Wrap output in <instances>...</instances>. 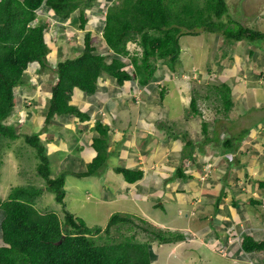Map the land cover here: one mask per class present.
Masks as SVG:
<instances>
[{"label": "crops", "instance_id": "obj_1", "mask_svg": "<svg viewBox=\"0 0 264 264\" xmlns=\"http://www.w3.org/2000/svg\"><path fill=\"white\" fill-rule=\"evenodd\" d=\"M113 1L116 0L101 2L110 4ZM89 11V22L85 30L80 26L78 12L65 20L57 19L54 15L42 18L48 25L45 34L49 41L51 65L82 52L84 31H92L94 42H101L103 34L98 29L100 26L92 24L97 15L102 18L101 9L93 6ZM194 36L198 37L199 34ZM214 39H217V43L213 50L218 48L219 53L213 54L212 66L203 69L197 65L195 68L202 74L197 84L202 86L203 93L199 101L206 105L203 119L218 118V127L215 129L219 135L212 137L209 134L207 138L210 139L202 138L200 143L187 142L189 138H183L188 133L187 127L177 129L176 137L169 135V131H161L164 138L156 136L160 132L156 128L160 117L167 119L171 111L178 107V103L185 106L181 122H202L201 116H196L190 107L194 91L199 90L195 82L185 77L189 70L181 66L179 70H170L165 64L160 65L162 68L157 70L155 80L141 87L136 80L119 82L108 72L102 73L94 94H86L77 88L74 91L71 104L86 113V117L60 115L47 126L40 106L45 105L41 101L44 99L43 102H46L44 94H50L57 74L54 70H28V83L14 88L16 107L8 120L18 131L27 126L29 118L28 126L33 128L32 123L37 126L29 132L27 129L19 132L24 135L42 133V137L45 136L44 144L49 160L50 156H57L55 162L58 161L62 172H67L65 187L68 185L67 176L72 174L83 178L87 187L97 192L99 198H103L105 192L112 189L115 198L102 203L114 206L117 210L108 213L107 217L123 212L145 217L166 229L174 228L180 232L191 230L194 236L189 235L190 239L185 236L180 241L172 242L177 246L176 252H183L190 263H184V259L181 261L183 263L173 264H258L263 261L261 253L244 254L239 249L235 254L232 252H235L234 248H240L237 243L242 234L250 233L256 239H264V209L251 201L261 203V199H264V188L259 184L264 181V44L235 41L227 47L229 52L223 55L221 45L227 39L222 36ZM54 44L58 47H53ZM201 46H204V40ZM201 53L204 52L199 50V57L190 53L186 63L182 58L181 61L186 67L196 60L202 59L203 63L204 58L209 60V51L207 54ZM219 55L218 63L223 67L218 73L221 78L216 81V77L211 76L215 75L214 58ZM162 91L164 95L160 94ZM174 91L178 100L172 105ZM189 91L191 98L187 105ZM219 92H227L233 102L229 111H224L222 105L220 107L223 108L217 110ZM22 116L25 122L18 124L17 120H21L19 117ZM231 121L235 123L229 126ZM99 122L109 128L105 168L114 173L102 176L109 179L105 184L87 181L97 173L83 177L76 175L85 171L97 154L93 142L100 136L96 129ZM198 133L202 137L206 132L201 129ZM222 133L231 134L236 142L230 147L222 145ZM192 145L196 146L195 150H192ZM215 148H220V153L214 152ZM227 153L234 154L233 160L223 158ZM213 154L221 156L215 157L210 175L202 179L204 166ZM187 158H190L191 163L185 165L184 160ZM70 164L77 169L70 170ZM117 167L140 170L143 174L137 182L128 183L116 171ZM125 204L131 207H125ZM228 227H231V233ZM151 245L153 253L165 244L153 241ZM221 248L222 251L227 248V254L223 255ZM209 251L211 255H206ZM166 254V264H169L170 253ZM158 259L155 253L153 258L151 256L153 264Z\"/></svg>", "mask_w": 264, "mask_h": 264}, {"label": "trees", "instance_id": "obj_2", "mask_svg": "<svg viewBox=\"0 0 264 264\" xmlns=\"http://www.w3.org/2000/svg\"><path fill=\"white\" fill-rule=\"evenodd\" d=\"M93 1L0 0V141L9 145L11 141L24 137L36 150V171L45 182V187H11L6 199L0 197V264H152L149 242L129 235L128 230L132 226L126 227V224H136L135 218L115 213L104 228L87 225L84 219L66 208L64 184L67 172L53 177L49 156L39 135H23L13 123H8L16 107L14 88L28 83L27 71L31 66L36 65L42 70L51 68L57 74L47 96L48 108L44 111L47 126L60 115L86 117V113L71 104L74 91L77 88L86 94H94L104 71L119 82L136 80L139 85L146 86L156 79L160 62L170 70H179L180 38L183 35H197L203 30L219 32L233 42L264 40V32L245 25L227 29V24L233 21L228 0H116L102 6L105 12L102 14L103 38L114 53L124 57L130 54L127 43L138 41L142 54L131 55L134 67L128 70L126 63L115 57L108 63L97 52L90 32L85 33L82 53L51 65L45 34L48 25L44 20L33 24L37 10L46 5L60 20L68 19L78 11V20L84 29L89 20L86 10ZM39 68L38 72L41 71ZM160 94L164 95L163 91ZM198 95L194 91L190 107L196 116H203L206 110L200 106L198 101L202 97ZM218 96L217 110L222 105L224 111H229L233 102L227 92H219ZM202 128L208 132L206 123ZM96 129L100 134L93 142L97 154L88 169L76 175L94 174L108 159L109 128L99 122ZM169 135L176 137L175 132L169 131ZM227 146H231V141ZM116 170L123 173L130 183L143 174L140 170L123 167ZM259 184L264 188V181ZM45 190L52 192L56 201L63 205V217L54 210L38 208L37 199ZM142 229L158 243L184 238L180 231L151 226ZM241 247L246 252H262L264 256V240L255 239L252 235L243 236Z\"/></svg>", "mask_w": 264, "mask_h": 264}, {"label": "rangeland", "instance_id": "obj_3", "mask_svg": "<svg viewBox=\"0 0 264 264\" xmlns=\"http://www.w3.org/2000/svg\"><path fill=\"white\" fill-rule=\"evenodd\" d=\"M103 0H94L93 1V6L99 7L101 9L102 7V2ZM228 7H229V15L230 17L233 18L232 24H227V29L233 28L237 29L240 25H245L247 27H251L255 30H259L264 32V0H228ZM44 12V11H43ZM100 15V14H99ZM44 17H48V13L44 15ZM228 18V16H226ZM101 18L97 15L95 20L92 21V24H97ZM247 23V24H246ZM216 36H222L226 38L223 34L219 32H214V31H200L199 36L195 37L194 35H184L180 40L181 44V57L178 62V67H183L185 70H189L186 73V78L190 80V82H195L196 87L199 90V95L198 97H201V88L202 86L200 84H197L198 78H195V74L197 76H200L202 78V74L199 73L197 70L198 68H195L197 65H200L203 69L207 68L209 65L212 66V56L213 54L219 53V49L217 48L216 51L213 50V46L215 47L217 43V39L215 41L214 37ZM225 42L223 43V46L221 45L222 53L223 55H226L229 50L227 47L230 45V43H233V40L226 38ZM204 40V46H201V42ZM98 41V40H97ZM220 40H218L219 43ZM49 42V41H48ZM83 43V40H81ZM264 44V40L256 41V44ZM65 43V42H64ZM219 45V44H218ZM209 46V48H208ZM53 47H58L57 45L54 44ZM204 47L202 50L201 48ZM207 51H206V48ZM218 47V46H217ZM203 51L204 53L201 54H207V52H210L209 60L207 58L205 59V62H202L201 60H196L195 63H191L184 66L183 62L186 63L188 61V56L190 53L194 55L195 57H199L198 51ZM139 52H141V49H139ZM220 52V55L222 56ZM220 55L218 57H215L214 59L216 60V63H214L215 68L214 72L216 74V81L217 79H220L221 77L218 75L220 73V68L223 66L218 63L220 60ZM229 55H231L229 53ZM181 58L183 62L181 61ZM200 63V64H199ZM161 63L158 64L159 69L161 70L162 67ZM39 67L36 65L31 66L29 70H37ZM39 70H42V68H39ZM43 70H52L51 68H46ZM193 70V71H191ZM29 76V75H28ZM28 78V77H27ZM205 79V78H204ZM172 96V105H175L178 96L176 95ZM214 93V92H213ZM188 101L187 105L189 104L190 98H191V91L188 92ZM44 97L46 99V102L41 101L44 103V106H40V109L45 111L47 110L46 105L48 102L47 95L44 94ZM170 98V97H167ZM202 109H205L206 105L205 102L199 101ZM223 107H220L222 109ZM185 111V106H180V103H178V107L176 109H173L171 111V115L167 117V119H164L162 116L160 117L159 121L157 122L156 128L160 131L159 133L156 134V136L163 137V134L161 131H171V133L175 132L177 134V129L181 128H186L188 133H185L183 137L185 136L186 138H189L192 140L193 143H200L202 138L210 139L207 138L209 137V134L212 137H215L219 133L217 132L218 130L215 129V127H218L217 125V119L216 117L214 118H209V119H203L201 123L197 121V123L192 122V121H186V122H181L183 118V113ZM28 115V114H27ZM29 116V115H28ZM27 116V118H28ZM21 121H24L25 118L24 116L20 117ZM32 120V118H31ZM177 122V123H176ZM28 123H30V118L27 122V126L25 128H20L19 131H22L24 129H27L29 132L30 130H34L37 128V126L32 123L33 128H30L28 126ZM203 123H206V127H208V132L203 133V136L201 137L198 132L203 128H200L198 126H202ZM235 122H230L228 125L231 126ZM186 125V126H185ZM182 126V127H181ZM152 129L155 130V127H152ZM180 134V132H178ZM25 133H23L24 135ZM22 135V136H23ZM7 141V140H6ZM153 147V146H152ZM151 150V149H149ZM57 156H50V163L52 167V175L53 177H58L62 173L61 167L58 165ZM0 160H1V166H0V172H1V183H0V197L2 199H6L7 196L10 193L11 187L15 186H25V185H34L37 187H42L44 185V179L40 177L37 174L36 167L38 164L37 161V156H36V150H34L33 147H31L29 144L26 143L24 137H21L15 141H11L9 145L2 143L0 141ZM70 170H76L75 166L73 164H70ZM80 169V168H79ZM84 170V169H83ZM82 170V171H83ZM81 171V170H80ZM86 171V170H85ZM83 171V172H85ZM97 175L93 176V178H90L89 181H99L101 184H105L106 181H109L106 177H102L103 175L110 176L113 175V172L108 171L107 168L103 167L100 168L97 172ZM95 173V174H96ZM67 181L68 185L65 187L66 189V208L72 212L75 216H78L82 219L85 220L87 225L89 226H95V225H102L108 222V219L110 215L107 217L108 213H112L113 211H116V207L110 206L109 204H103L102 202L104 200H110L114 199V192L112 189H108L103 198H99L97 195V192L93 191V189H89L87 186L88 184L85 182L83 178H78L75 177L74 175L70 174L67 176ZM97 189V188H96ZM130 194V193H129ZM139 200V199H138ZM37 206L41 210L45 211H56L59 213L61 217L64 216V210H63V205L58 203L55 199V195L52 192L49 191H44V193L38 198L37 200ZM125 207L130 208V204H125ZM107 217V220L105 218ZM176 227V226H174ZM174 230V228H173ZM228 232L231 233V227L227 228ZM229 235V234H227ZM147 237V236H146ZM141 239H144L143 236ZM184 243V242H183ZM192 243V242H191ZM165 245L160 248L158 251H154L152 253V258L154 256V253L157 255L158 261L156 264H166L168 255L166 254L167 252L170 253V259H169V264L173 263H190V259L187 258L184 253L177 251V246L175 243L172 242H167L164 243ZM188 244V243H187ZM156 249V246H153ZM199 249V248H198ZM235 252L234 254L239 250L240 248H234ZM174 250L173 252H171ZM198 251V250H197ZM206 249L203 250V253L205 254ZM193 253V252H192ZM206 255H211L210 251ZM225 255V252L223 253ZM209 257V256H208ZM210 258V257H209ZM258 264H264V260L259 262Z\"/></svg>", "mask_w": 264, "mask_h": 264}, {"label": "clouds", "instance_id": "obj_4", "mask_svg": "<svg viewBox=\"0 0 264 264\" xmlns=\"http://www.w3.org/2000/svg\"><path fill=\"white\" fill-rule=\"evenodd\" d=\"M104 3L105 2H102V6H104ZM91 7H93V5L91 6ZM90 7V8H91ZM90 8H88L86 11H87V17H88V14H89V9ZM48 7L46 6V5H42V7L41 8H39L38 10H37V18H36V20L35 21H33V24H35L36 22H38L39 20H43L42 18H45L44 17V15L46 14V13H48V17H46V18H50V17H52L53 15L50 13V11H48ZM50 10V9H49ZM103 10H104V8H102L101 7V11H100V14H104L103 13ZM44 11V12H43ZM76 12H78V11H76ZM55 17V16H54ZM225 19H224V21L226 22V17H224ZM89 19V18H88ZM88 22H89V20H88ZM88 24V23H87ZM86 24V25H87ZM97 25H99L100 27L98 28L99 29V31H102V28L104 27V20L101 18V20L97 23ZM102 27V28H101ZM86 29V26L84 27V29H82V30H85ZM202 32H203V30H201ZM87 32H90V33H92V31H84V35H83V49H84V36H85V33H87ZM205 32V31H204ZM92 35H93V33H92ZM184 36V35H183ZM182 36V37H183ZM181 37V38H182ZM181 38H180V40H181ZM104 40V38H103V36H102V40H101V42L100 43H95L94 42V39H93V45H95L96 46V49H97V52L99 53V54H101V55H103L105 58H106V61L108 62V63H110L111 61H112V59L115 57V58H119L120 60H122L124 63H126V66H127V69L129 70V69H131L132 67H134L133 66V63H132V61H131V55H134V54H137V55H141L142 54V48H141V46L138 44V41H136V40H131V41H129L128 43H127V49L129 50V52H130V54H129V56H126V57H124V56H120V55H117L116 53H114V51L111 49V48H109L106 44H105V41H103ZM248 42V41H247ZM139 49H141V52H139ZM83 51V50H82ZM82 53V52H81ZM180 57H181V55H180ZM73 58V57H72ZM161 64H164V63H162V62H160ZM104 72H107V71H104ZM103 72V73H104ZM110 74V73H109ZM186 74L187 73H185V76H186ZM195 76V78H199L200 76H197L196 74L194 75ZM114 77V76H113ZM212 78H215L216 77V74L215 75H213V76H211ZM117 79V78H116ZM214 80V79H213ZM139 85V84H138ZM139 87H141V85H139ZM141 91L139 90L138 91V93H140ZM203 110H205V109H203ZM10 118V117H9ZM8 118V119H9ZM20 118V117H19ZM201 118H202V120H203V116H201ZM17 122H18V124H23L25 121H21V120H17ZM8 123H10V124H12V122H9V120H8ZM15 123V122H14ZM16 124V123H15ZM17 125V124H16ZM16 128V127H15ZM45 128L46 127H44V130H45ZM208 128V127H207ZM18 130V129H17ZM44 130L42 131V132H44ZM227 132V131H226ZM34 134H38L39 135V137H40V139H41V141H42V143L44 144V142H45V136L43 135V137H42V133H34ZM33 135V134H32ZM32 135H30V136H32ZM204 139H206V138H204ZM207 140V139H206ZM220 140H221V142H222V145H227V144H229L230 143V141H231V146H232V144H233V142H236V139L234 138V137H232V135L231 134H227V133H222L221 134V137H220ZM190 141H192L191 139H187V142H190ZM227 142V143H226ZM27 143V142H26ZM28 144V143H27ZM44 146H45V144H44ZM46 148V147H45ZM191 148H192V150H195V148H196V146H191ZM35 150V149H34ZM219 150H220V148H215L214 149V152H216V153H220L219 152ZM48 155V154H47ZM216 156H221L220 154H213V155H210L209 157H208V161H207V163L205 164V166H204V169H203V174H202V176H201V178L202 179H205V178H207L209 175H210V173H211V170L213 169V167H214V161H215V157ZM223 157V156H222ZM223 158H225L227 161H229V160H233V158H234V154H232V153H230V154H226V156L225 157H223ZM38 159V158H37ZM107 162V161H106ZM2 163V162H1ZM189 163H191V160H190V158H187V159H185L184 160V164L185 165H188ZM1 166V165H0ZM106 166V163H105V165L103 166V167H105ZM88 167V166H87ZM123 168H125V167H123ZM88 169V168H87ZM86 169V170H87ZM126 169H129V168H126ZM130 170H132V169H130ZM117 171V170H116ZM181 171V169H179V172ZM63 172H65V171H63ZM62 172V173H63ZM118 172V171H117ZM78 173H82V172H78ZM118 173H120V172H118ZM95 174V173H94ZM94 174H91V175H94ZM123 176H124V174L123 173H121ZM77 176H80V177H83V176H81V175H77ZM86 176H90V175H86ZM142 177V176H141ZM141 177L138 179V180H140L141 179ZM124 178H125V176H124ZM137 180V181H138ZM127 181V180H126ZM137 181H135V182H137ZM128 182V181H127ZM135 182H132V183H135ZM1 183V182H0ZM128 183H130V182H128ZM65 184H66V177H65ZM65 184H64V190L66 191V189H65ZM42 187H45V182H44V185L42 186ZM261 188H263V187H261ZM45 191H47V190H45ZM38 200V199H37ZM65 201H66V196H65ZM65 204H66V202H65ZM254 205H260L263 209H264V199L262 198L261 199V203H256V204H254ZM181 212V211H180ZM116 213H120V214H127V213H123V212H116ZM113 214H115V213H113ZM112 214V215H113ZM111 215V216H112ZM127 215H130L131 217H133V218H135V223L136 224H138L139 226L137 227V225L136 224H126V227L128 228L129 226H132V228L131 229H129L128 230V232H129V235L131 234V235H134L135 236V238L137 239V240H139V241H148L149 242V246H150V248H151V250H152V243H153V241H155V242H157L156 240H154V239H152L149 235H148V233H146L143 229H142V227H148V226H151V227H160V228H162V229H166V228H163V227H161V226H159L158 224H155V223H153L152 221H150V220H148V219H146L145 217H142V216H134L133 214H127ZM110 216V217H111ZM142 218V220H141V218ZM140 218V219H139ZM110 219V218H109ZM109 219H108V221H109ZM108 223V222H107ZM107 223L105 224V225H100V226H102L103 228L107 225ZM168 230H171V229H168ZM171 231H177V230H171ZM183 234H184V238H185V236H186V238H188V239H190V236L192 235V236H194V233L191 231V230H186V232L184 231V232H182ZM1 235V234H0ZM190 235V236H189ZM240 235V234H239ZM238 235V236H239ZM245 235H251L250 233H245V234H242V235H240L239 236V238H238V243H237V246L238 247H240V249L244 252V254H255L256 252L257 253H261V256H263V253L262 252H258V251H252V252H246V251H244L243 249H242V247H241V240H242V238H243V236H245ZM143 236V238L144 239H141V237ZM147 236V237H146ZM189 236V237H188ZM253 236V235H252ZM254 237V236H253ZM183 238V239H184ZM255 238V237H254ZM256 239V238H255ZM182 240V239H181ZM258 240H264V239H258ZM178 241H180V240H178ZM158 243V242H157ZM226 249L227 248H224V251H222V248H221V250H220V252L223 254L224 252H225V254H227V252H226ZM229 250V249H228ZM233 253V252H232ZM251 258V257H250ZM263 258V260H264V256L262 257ZM250 261H251V263H252V259H250ZM151 262H152V260H151ZM153 264V263H152Z\"/></svg>", "mask_w": 264, "mask_h": 264}, {"label": "bare ground", "instance_id": "obj_5", "mask_svg": "<svg viewBox=\"0 0 264 264\" xmlns=\"http://www.w3.org/2000/svg\"><path fill=\"white\" fill-rule=\"evenodd\" d=\"M102 34H103V28H102V31H100Z\"/></svg>", "mask_w": 264, "mask_h": 264}]
</instances>
